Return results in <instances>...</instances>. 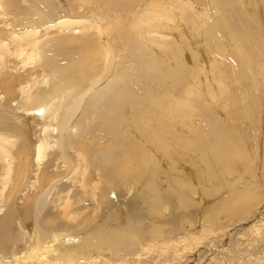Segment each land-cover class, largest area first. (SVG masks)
I'll return each mask as SVG.
<instances>
[{"label": "bare ground", "instance_id": "1", "mask_svg": "<svg viewBox=\"0 0 264 264\" xmlns=\"http://www.w3.org/2000/svg\"><path fill=\"white\" fill-rule=\"evenodd\" d=\"M67 2L0 0V264H264V0Z\"/></svg>", "mask_w": 264, "mask_h": 264}, {"label": "rangeland", "instance_id": "2", "mask_svg": "<svg viewBox=\"0 0 264 264\" xmlns=\"http://www.w3.org/2000/svg\"><path fill=\"white\" fill-rule=\"evenodd\" d=\"M65 1L68 4L67 0H65ZM82 11L85 13V15L87 17L91 16V14H89L87 11H84V9L80 10L78 12H82ZM175 33H176L175 36H176L177 40L180 41V38H181V35H182V29H181V27L179 25L175 26ZM188 41H191V42L195 41V38H189ZM187 61H189V57L187 58ZM208 76L211 77L210 74ZM214 80H215V78H213L212 82H214ZM211 91H215L214 88ZM128 208H129V214L128 215H131L130 216L131 220L129 221L130 224L127 225V229H128L127 232L128 233L131 232L129 234V237L134 235V236L140 238L137 232L140 231L142 228H144L147 223H145L143 218L141 220L138 218V214H137L138 209L136 207L131 208L128 205ZM101 219L102 220L97 224V227H101L103 225H113V227H114V224H112V222L109 221L107 218L102 217ZM62 220L63 219H61V220H55L54 219V220H51L50 222H51V224H54L56 227H58ZM91 231H93V230H91ZM84 232H86V229L84 230ZM79 235H81V234L80 233L76 234V236H79ZM92 236H94V234L91 232V233H89V235L88 234L84 235L83 239H82V237L75 238L76 241H74L73 243H71V242L70 243L72 244L73 247L76 246L79 249H85V248H82V245H83L84 242H92V241L94 242L95 241ZM116 243H118L121 246V248L128 247V244L130 246L133 245L131 240H126V241H122L121 240L120 242H116Z\"/></svg>", "mask_w": 264, "mask_h": 264}]
</instances>
